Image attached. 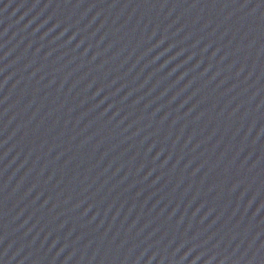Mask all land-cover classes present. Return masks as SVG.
I'll return each mask as SVG.
<instances>
[{
	"label": "water",
	"instance_id": "obj_1",
	"mask_svg": "<svg viewBox=\"0 0 264 264\" xmlns=\"http://www.w3.org/2000/svg\"><path fill=\"white\" fill-rule=\"evenodd\" d=\"M0 264H264V0H0Z\"/></svg>",
	"mask_w": 264,
	"mask_h": 264
}]
</instances>
